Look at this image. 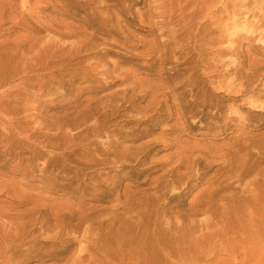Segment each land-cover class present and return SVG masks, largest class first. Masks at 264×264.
I'll list each match as a JSON object with an SVG mask.
<instances>
[{
    "label": "rangeland",
    "instance_id": "1",
    "mask_svg": "<svg viewBox=\"0 0 264 264\" xmlns=\"http://www.w3.org/2000/svg\"><path fill=\"white\" fill-rule=\"evenodd\" d=\"M173 1L0 0V264H264V29Z\"/></svg>",
    "mask_w": 264,
    "mask_h": 264
},
{
    "label": "bare ground",
    "instance_id": "2",
    "mask_svg": "<svg viewBox=\"0 0 264 264\" xmlns=\"http://www.w3.org/2000/svg\"><path fill=\"white\" fill-rule=\"evenodd\" d=\"M46 1V0H45ZM219 1H221V0H205V2H202V1H200V0H177V2H174L173 1V7H178L180 4H181V11H183V10H188V9H191L192 8V10H190L191 12V16L192 17H194V16H196L197 17V15L200 13V12H202L204 9H210L211 7H213V6H215V4H217ZM231 1V4H232V8L230 9V10H228V14H226V16L227 17H229V18H231V19H235L236 17H238L239 15H241V14H244V12L243 11H237V9H235V5H238L240 8H243L244 7V9H247V13H246V15H251V16H253V17H256L257 18V23H254V24H251L250 23V25H249V27L251 28V31H250V33L248 34L249 35V39H254L255 38V34H254V31L258 28V27H260V26H262V28L264 29V0H230ZM40 2V1H39ZM162 2V1H161ZM222 2V1H221ZM155 5V4H154ZM160 6V5H159ZM162 10V12H163V8H161ZM165 10V9H164ZM168 10V9H167ZM170 10H171V8H170ZM230 11V12H229ZM168 12V11H167ZM165 13V12H164ZM171 13V12H170ZM162 13H160V15H161ZM159 15V14H158ZM157 15V16H158ZM163 16V15H162ZM164 16H165V14H164ZM189 16V15H188ZM201 16V15H200ZM203 16V15H202ZM170 18V17H169ZM157 19H159V18H157ZM187 20V19H186ZM222 20H224V19H222ZM157 21V20H156ZM189 21V20H188ZM184 22H186L185 20H184ZM156 23H158V21L156 22ZM162 25V24H161ZM59 26V24L58 23H55V22H51V23H49L48 22V24H46V27L48 28V29H52V28H55L54 30H56L57 31V33L59 34L60 33V30H59V28H57ZM57 28V29H56ZM160 28H162V26L160 27ZM76 30V29H75ZM61 32H63V31H61ZM118 33V32H117ZM162 33V32H161ZM172 33H173V31H172ZM61 34V33H60ZM59 34V35H60ZM72 35V34H71ZM172 35H174V34H172ZM37 36V35H36ZM49 37L50 36H48V38L45 40V39H35V38H33V36H24V37H22L23 39H22V41L21 42H17L16 43V45L17 46H19V45H22V44H24V43H28V44H30L31 45V49H30V51L32 50V47H36V46H38L39 47V49L41 50V51H39V55H38V58H41V59H48L49 60V58L50 59H52V57H54V55L57 57V59H58V61L59 62H57L59 65L58 66H66V65H68V62L70 61V59L69 58H64V56L63 55H56L55 54V50H52L51 49V46H52V43L53 42H55V43H57L58 42V40H54V41H52V38H51V40L49 39ZM43 38V37H42ZM45 38V37H44ZM57 38V37H56ZM76 40L72 43V44H69V47H73V52H75L76 51V49H81V48H84V47H86L87 46V44H88V42H89V39L87 38V37H84V36H80L79 34H77L76 35ZM60 40H61V38H59ZM64 39V38H63ZM65 40V39H64ZM63 40V41H64ZM8 41V40H7ZM65 42V41H64ZM114 42V41H113ZM8 43V42H7ZM10 43V42H9ZM26 43V44H27ZM67 43V42H66ZM103 43V42H102ZM101 43V44H102ZM116 43V42H115ZM51 44V45H50ZM252 45H253V48L254 49H258L259 51H261V52H264V38H259V40H258V42H255V43H251ZM179 46V45H178ZM16 47V46H15ZM17 48V47H16ZM16 48H15V51H16ZM58 48L60 49V48H62L61 47V44L60 45H58ZM6 49V48H5ZM14 48H12V50H13ZM20 49V48H19ZM38 49V48H37ZM96 49V48H95ZM7 50H8V48H7ZM11 50V51H12ZM34 50V49H33ZM5 51V50H4ZM22 51V50H21ZM35 51V50H34ZM37 51V50H36ZM165 51V50H164ZM177 51V50H176ZM229 51H233L234 52V54L235 55H237V57L235 58V60H236V62H238L237 63V66H236V70H234L233 71V74H232V78H230L231 76H229V78L231 79V83L233 84H236L237 86H239V88H238V91H247V88H246V85L247 84H249L251 81H253V79L252 78H257L258 77V80H259V77H261L260 78V80L264 77V72L262 73V69L264 68V63L262 62L261 63V61L260 60H258V59H256V58H252L251 60H253V61H250V64H249V68H247V69H245V70H243V64H244V62H245V56H246V54H248L249 55V53H248V51H246V50H241L240 48L239 49H237V51H234V50H229ZM3 52V51H2ZM18 52V51H17ZM28 52V51H27ZM242 54V56H239L240 55V53ZM243 52L244 53H246V54H243ZM14 53H16V52H14ZM23 53H24V51H23ZM21 54H22V52H21ZM24 54H26L27 55V53H24ZM34 54V53H33ZM81 54V53H80ZM18 55V54H17ZM37 55V54H36ZM25 56V55H24ZM28 56H30V57H32L31 55H28ZM34 56V55H33ZM20 57V56H19ZM23 57V56H22ZM35 57V56H34ZM176 57V56H175ZM33 58V57H32ZM32 58L30 59V60H32ZM177 58V57H176ZM24 59V58H23ZM25 60V59H24ZM29 60V61H30ZM36 60V59H35ZM8 61V60H7ZM51 61V60H50ZM53 61V60H52ZM233 61V60H232ZM16 63V62H15ZM26 63H28V65H29V62H27L26 61ZM33 63V60L31 61V64ZM17 64V63H16ZM46 64V63H45ZM2 65V64H1ZM4 65V67H5V64H3ZM26 65V67H27V64H25ZM88 65V64H87ZM234 65V64H233ZM12 66V65H11ZM31 66V65H30ZM39 66V65H38ZM37 66V67H38ZM44 66V65H43ZM81 66V65H80ZM206 66V65H205ZM2 67V66H1ZM16 67V66H15ZM25 67V66H24ZM23 67V68H24ZM26 67H25V69H26ZM101 67V66H100ZM99 67V68H100ZM229 67V66H228ZM104 68V67H103ZM106 68V67H105ZM24 70V69H23ZM19 71V70H18ZM46 71V70H45ZM202 71V70H201ZM211 73V72H210ZM224 75V74H223ZM12 76V75H11ZM55 76V75H54ZM228 76H227V78H228ZM222 77V76H221ZM145 80V79H144ZM222 81H223V79H221ZM24 81V80H23ZM41 81V80H40ZM228 81V80H227ZM226 81V83L225 84H223L222 82H219V88H223V87H225V90H226V88L227 89H231L232 87H231V85H230V83H228ZM215 82V81H214ZM218 82V81H217ZM237 82V83H236ZM258 82V81H257ZM256 82V83H257ZM20 83V82H19ZM18 83V84H19ZM25 84V83H24ZM215 85L217 84V83H214ZM14 85H17V83H15ZM254 85L255 84H253V87H254ZM214 86V85H213ZM235 86V85H234ZM12 87V86H11ZM234 88V87H233ZM250 88H252V87H250ZM14 89V88H13ZM176 88H173V90H175ZM224 89V88H223ZM235 89V88H234ZM12 90V89H11ZM21 90V89H20ZM172 90V91H173ZM217 90H218V88H217ZM220 90V89H219ZM218 90V91H219ZM236 90V89H235ZM250 90V89H249ZM264 90V89H263ZM9 91V90H8ZM172 91H170V93L172 94ZM3 92V91H2ZM5 92H6V90H5ZM5 92H3L4 94H6ZM17 92V91H16ZM127 92V91H126ZM227 92V91H226ZM232 92H234L235 93V91L233 90ZM240 92H239V94H240ZM254 92V91H253ZM20 93V92H19ZM23 93V92H22ZM40 93V92H39ZM192 93V92H191ZM12 94H13V92H12ZM249 94V93H248ZM262 94H263V91L262 92H259L258 93V95H259V97H252L251 95V97L253 98L252 99V101L253 102H255L256 104L257 103H260L261 105L264 103V101L263 100H260L259 102H257L258 100H259V98L262 96ZM1 96H2V94H0ZM14 96H15V94H14ZM5 97V96H4ZM245 97V96H244ZM248 98V97H247ZM194 99V98H193ZM245 100H246V98H244ZM17 100V99H16ZM252 102V103H253ZM245 103V102H244ZM247 103V102H246ZM8 104V103H7ZM148 104V103H147ZM250 106H251V104H249ZM253 105V104H252ZM255 105V104H254ZM247 106V105H246ZM258 106H260V105H257V106H255V107H258ZM263 106V105H262ZM5 107V106H4ZM158 107H159V105H158ZM261 107V106H260ZM259 107V108H260ZM254 108V107H253ZM256 109V108H255ZM261 109V108H260ZM262 110V109H261ZM7 111V110H6ZM2 111H0V113H1ZM156 112V111H155ZM6 115V114H5ZM147 117V116H146ZM145 117V118H146ZM96 119V118H95ZM96 123H98V122H96ZM95 123V124H96ZM7 124H9V123H7ZM6 124V125H7ZM62 128V127H61ZM59 130V129H58ZM60 130H62V129H60ZM96 130V129H95ZM148 131V129L147 128H145L144 129V131ZM33 131V130H32ZM41 132H43V131H40V133ZM57 132V131H56ZM59 132V131H58ZM54 133V132H53ZM79 133V132H78ZM50 134V133H49ZM42 135V134H41ZM43 135H45V134H43ZM51 135V134H50ZM50 135H48L49 137H50ZM29 136V135H28ZM47 136V135H46ZM71 136H75V135H71ZM31 137V136H30ZM58 137V136H57ZM78 137V136H77ZM76 137V138H77ZM158 137V136H157ZM161 137V136H160ZM51 138V137H50ZM81 138H83V137H81ZM152 138V137H151ZM153 138H155L154 136H153ZM41 139V138H40ZM49 139V138H48ZM79 140V139H78ZM40 141V140H39ZM88 141V140H87ZM147 141V140H146ZM152 141V140H151ZM96 142V141H95ZM145 142V141H144ZM148 142V141H147ZM146 142V143H147ZM154 142V141H153ZM56 143V142H55ZM54 143V144H55ZM86 145V144H85ZM143 145V144H142ZM142 145H141V147H142ZM147 146V145H146ZM57 147V146H56ZM61 147V146H60ZM140 147V148H141ZM75 148V147H74ZM84 148V147H83ZM145 148V147H144ZM137 149V148H136ZM137 150H139V149H137ZM137 150H135V151H137ZM139 152V151H138ZM89 152L88 151H85V152H83V154L84 155H87ZM168 172V171H167ZM87 218V217H86ZM84 220H85V218H84ZM92 225V224H91ZM76 228V227H75ZM79 229V228H78ZM88 231V230H87ZM86 231V232H87ZM75 232V231H74ZM89 232V231H88ZM70 235V234H69ZM70 236H72V234L70 235ZM6 249V248H5Z\"/></svg>",
    "mask_w": 264,
    "mask_h": 264
}]
</instances>
